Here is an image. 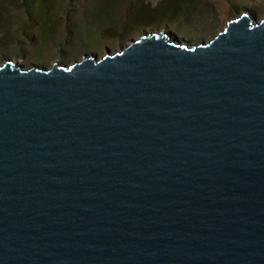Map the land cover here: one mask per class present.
<instances>
[{
  "label": "water",
  "instance_id": "water-1",
  "mask_svg": "<svg viewBox=\"0 0 264 264\" xmlns=\"http://www.w3.org/2000/svg\"><path fill=\"white\" fill-rule=\"evenodd\" d=\"M0 264H264V18L2 63Z\"/></svg>",
  "mask_w": 264,
  "mask_h": 264
},
{
  "label": "rangeland",
  "instance_id": "rangeland-1",
  "mask_svg": "<svg viewBox=\"0 0 264 264\" xmlns=\"http://www.w3.org/2000/svg\"><path fill=\"white\" fill-rule=\"evenodd\" d=\"M55 1L53 33L45 37L44 33L49 32L47 26L39 30L36 26L26 27L29 17L25 11L12 0H0V21L8 20L9 24L8 31H0V42L6 38L0 43V65L11 59L26 67L35 63L50 68L55 62L72 64L85 54L94 53L101 58L106 49L114 53L132 39L159 30L185 39L190 44H198L211 40L230 19L241 13L246 12L257 21L264 18V0H194L192 4L182 7L179 15L172 19L152 25H136L124 34V19L121 17L101 37L103 30L100 25L89 18V9L94 0ZM149 1L156 4L158 0ZM84 29L90 31L85 32ZM31 33L35 38L29 36ZM96 37L98 39L94 40Z\"/></svg>",
  "mask_w": 264,
  "mask_h": 264
},
{
  "label": "trees",
  "instance_id": "trees-1",
  "mask_svg": "<svg viewBox=\"0 0 264 264\" xmlns=\"http://www.w3.org/2000/svg\"><path fill=\"white\" fill-rule=\"evenodd\" d=\"M12 2L21 7L28 15L29 20L26 27L36 26L39 30L47 26L46 29H49V32L44 33V36L52 35L54 27L52 14L53 6L56 4L55 0H12ZM193 2L194 0H158L156 4H152L149 0H94L89 9V18L94 21L93 23L100 25L103 30L102 37L108 33L106 31L108 28H112L113 22L123 17L122 34H124L136 25H152L169 18L172 19L179 15L182 7ZM8 25V20L0 21V31L4 29L8 31ZM84 31L90 30L84 29ZM29 36L35 38L34 33ZM96 39L98 38H94V40ZM5 40L6 38H2L1 42Z\"/></svg>",
  "mask_w": 264,
  "mask_h": 264
}]
</instances>
